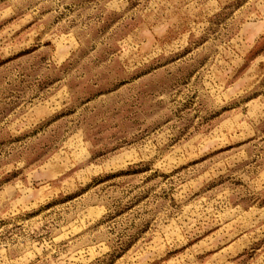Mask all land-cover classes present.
<instances>
[{
  "label": "rangeland",
  "instance_id": "obj_1",
  "mask_svg": "<svg viewBox=\"0 0 264 264\" xmlns=\"http://www.w3.org/2000/svg\"><path fill=\"white\" fill-rule=\"evenodd\" d=\"M0 264H264V0H0Z\"/></svg>",
  "mask_w": 264,
  "mask_h": 264
}]
</instances>
